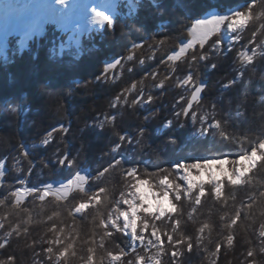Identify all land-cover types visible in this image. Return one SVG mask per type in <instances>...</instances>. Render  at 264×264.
I'll list each match as a JSON object with an SVG mask.
<instances>
[{"label":"trees","instance_id":"16d2710c","mask_svg":"<svg viewBox=\"0 0 264 264\" xmlns=\"http://www.w3.org/2000/svg\"><path fill=\"white\" fill-rule=\"evenodd\" d=\"M181 2L188 7H181ZM245 3L246 0H157V7L152 0H139L133 8L129 2H123L114 18V27L106 25L101 32L93 31L83 39L80 48L70 46L62 55L59 47L68 34L59 31L56 25L48 27L44 36L32 39L25 49L21 48L19 35L10 39L5 54L0 45V161L6 167L0 180V199L6 201L0 205V217H7L5 229H0V242L10 241V246L0 252V259L14 253L16 264H49L43 249L54 236L49 229L55 223L64 229L65 242L70 237L75 242L76 256L70 257L68 264H83L89 246L96 247L98 261L103 259L108 264L106 253L127 247L130 238L110 229L112 236H104L102 241L104 232L98 223L114 212L122 194L126 196L131 191L127 169L137 168L142 177L155 173L150 177L154 182H158L163 169H169V178L182 185L174 169V163L180 159L189 156L236 159L241 154L243 136L264 135V58L257 56L249 66L242 64L238 56L250 39V28L239 32L241 39L231 50L221 42V31L218 37H210L203 49L197 45L196 54L207 53L209 58L197 61L191 68L188 61L192 50L179 61H167L168 55L179 51L181 43L191 39L185 26L213 13L230 15L228 9L237 6L242 9ZM218 42L222 43L220 50L216 49ZM134 43L142 47L133 49ZM130 55L132 60L127 59ZM141 60L144 62L140 63ZM118 61L116 68L104 71ZM189 73L198 83L202 79L209 82L196 111L221 121V129L201 135L199 123L175 116L183 106L179 98H187L191 91L178 87L177 83ZM165 76L170 77L166 84L157 87ZM231 81L234 83L230 85ZM133 85L134 91L125 92ZM140 91L155 99L131 105L134 97L139 99ZM121 93L127 96L128 103L113 109L110 103ZM107 114H115V122L105 121ZM54 128L57 131L45 145L47 132ZM140 128L144 130L143 136L137 135ZM121 134L129 137L130 142L122 143L119 151L112 153ZM223 134L233 137V141ZM25 151L30 156H24ZM65 155L74 163L60 164L59 159ZM115 159L121 160L122 166L110 168L100 176ZM77 174H87L84 191L75 185L60 200L49 195L41 201L33 194L20 208L14 206L11 193L17 189L43 190L52 182H69ZM250 179L247 185L225 187L227 204L208 192L211 187L208 184L200 205L193 202L196 193L192 198L182 196L180 201H174L178 206L176 218L180 220L177 238L189 236L195 244L201 235L198 229L205 223L209 225L202 242L192 253L180 257V264H214L217 258L211 252L217 241L223 243L219 264H245V250L259 245L255 232L264 223V204L256 207L251 216L243 209L241 220L231 229L226 224L235 208L256 194L254 190L264 191V166L254 169ZM100 188L104 192L99 204L90 206L80 216L69 214L79 203L99 193ZM119 206L124 208L123 204ZM54 212L58 215L50 221L48 218ZM156 223L162 233L171 232V221ZM17 224L22 230L28 229L27 235L22 231L20 236H6L5 232ZM229 233L235 237L234 246L227 245ZM144 235L149 238L148 233ZM93 238L96 243L90 245ZM101 243L104 248L99 247ZM137 247L139 250L143 246L138 242ZM164 264H168L166 256Z\"/></svg>","mask_w":264,"mask_h":264},{"label":"snow or ice","instance_id":"6c2138e0","mask_svg":"<svg viewBox=\"0 0 264 264\" xmlns=\"http://www.w3.org/2000/svg\"><path fill=\"white\" fill-rule=\"evenodd\" d=\"M153 4L157 7V0H152ZM60 3H64V0H60ZM132 7V0H129ZM139 0H136V4ZM181 7L187 8L188 6L180 3ZM264 0H246L243 8L240 9H228L231 13L229 14H216L213 15V19L204 20L196 19V22L190 23V26H185L187 29V37H191L187 43H181L179 45V51L174 52L172 55H168L167 61H179L184 57L189 50L191 51L190 59L188 61L189 68L199 60H207L208 54L202 53L197 55L196 46L199 45L200 49H203L208 42L209 37H218L222 27L227 26L233 33L241 31H247L251 29L250 39L247 43L242 46V50L238 52L240 62L246 65H253L257 56L264 58ZM93 15L91 16V22L101 27L107 25L108 27H114V18L105 12H97L96 9H92ZM20 27H26L28 30L24 33L25 39H31L33 33L38 30V25L33 21L30 25L24 26H13L11 29H6L0 37L7 38L14 32L20 30ZM64 30H67V18H65L62 24ZM241 37L239 35L234 37V41L239 42ZM69 41H72V37H69ZM79 44V39L76 40ZM159 43L163 44V41ZM216 40L213 41V44ZM251 45V47H249ZM66 45H62L63 50ZM142 45L133 44V49H139ZM259 49V51H258ZM128 60H132L133 57L130 55L127 57ZM144 61L141 60L140 63ZM167 63V62H164ZM120 61L110 64L104 70L107 72L110 69H114ZM170 67V66H169ZM215 67V65H212ZM175 69H173L174 71ZM155 78V76H153ZM169 76H165L164 79H160L156 84L157 87L166 84ZM234 81L229 82L231 85ZM178 87L184 89H191L188 97L181 96L179 100L182 103L181 110L175 114L177 118H188L196 121L201 125L203 132L211 131L212 129L219 130L222 128V122L213 117L209 119L207 116L200 115L196 111L201 103V93L205 90L204 86H201L193 74L189 73L186 78L180 79L177 83ZM135 85L130 89H126L125 92H132L135 90ZM139 99L133 98L131 105H141L145 101L151 102L155 99L151 94H145L143 91L138 93ZM121 103L127 104V96L124 93L117 95L115 99L110 103V107L116 109ZM154 115V114H152ZM146 119V118H145ZM115 114L105 115V121L115 122ZM172 121H169L171 126ZM104 126V122L100 123V127ZM67 131V129H61ZM57 129H52L47 132L46 138L43 140L45 145L50 143L53 133ZM138 136L144 135L142 128L137 130ZM224 137L231 142L233 137H228L223 134ZM118 139L120 143L113 146L111 149L112 153L119 151L121 144L124 142H130V138L126 135H119ZM175 142L174 140L172 141ZM240 153L236 159H211L204 160L202 162L193 163H180L175 166L177 172L183 171L184 175L181 177L182 180L186 181L187 187L185 188L180 183H177L174 179L169 178V169H163L162 175H160L158 182H154L150 177L155 176V173H145L142 177L138 174V169L133 167L127 169L126 176L128 178V187L131 192L124 196L118 202V206L114 209V212L109 213L106 218H101L98 223V227L103 229L104 235L101 237L103 241L104 236H112L114 229L116 232H123L125 236H130L127 247H120L117 252L108 251L106 256L108 257V264H164V257H168V264H180V257L190 254L194 251V248L199 246L203 240V233L205 229L209 228V225L205 223L198 229L201 234L196 238L194 244L193 238L189 236L181 235L179 238L175 235L180 229V220L176 218L178 214V206L174 201H180L182 196L192 198L194 196V204L200 205L202 198L206 196V184L211 187L208 192L215 196L218 201H222L227 204L228 198L225 197V187L227 185L239 186L247 185L251 183V173L254 169L264 166V135H256L253 138L243 136L240 141ZM24 156H30L28 152L23 153ZM60 164H72L74 161L70 160L67 155L63 159H59ZM122 166V161L115 159L114 163L110 162L109 167L104 168L103 172L99 173L103 176L109 169H115ZM227 166V167H225ZM5 165L0 161V176L4 175ZM197 172V176L193 177V172ZM204 173L208 176V180L204 181L200 179L199 174ZM87 177L77 174L75 180H69L68 185H62L61 189H57L55 192L52 190V185L48 184L43 190L36 187H28L23 190L17 189L11 193V196L15 198V207L20 208L24 200L25 195L37 194L39 200L43 201L49 195L55 196L57 200L61 199L62 190L67 187L76 184L80 187L81 191H84L83 184L87 180ZM23 183V181H21ZM255 195H250L247 202H241L239 208H235L234 213L228 218L226 227L231 229L237 225V222L241 220L242 210L247 209L249 216L252 215L254 209L260 204H264V191L254 190ZM104 192L103 188H100L99 193L90 196L87 202L79 203L70 212V215L75 213H82L85 209L90 206H94L100 203L101 194ZM6 201L0 199V205H4ZM119 204L126 205V208H122ZM195 211V209H193ZM58 213H53L48 219L50 221L56 217ZM247 217H245L246 219ZM7 217H0V229H5V220ZM167 219L171 221L170 227L171 232H163L158 227L156 222L163 223ZM223 219V217H222ZM10 226V225H9ZM54 236L51 240L47 241V246L43 251L47 255L49 264H68L70 257L76 256L75 242L70 237L67 242L64 241L63 233L64 229L58 228L55 223L52 224L49 229ZM27 235L28 229L21 228V225L17 224L12 228L11 231H6L5 235L11 237L13 234L20 236L22 234ZM144 233L149 234V238H145ZM259 245L250 246L244 252L245 264H261L264 260V223L259 224L258 230L255 232ZM166 237V241L164 239ZM227 245L234 246L235 237L229 233L226 236ZM137 242L142 245V249L138 250ZM95 239L89 241L90 245H95ZM10 246L9 240L0 242V252H3ZM100 248H104L105 245L101 243ZM130 249V251L128 250ZM223 243L217 241L214 246V251L211 252L213 257H216L214 264H219V258L222 255ZM154 250V251H153ZM88 255L83 259V264H104L103 259L97 260L96 247L89 246L87 249ZM129 256H132L129 259ZM17 257L14 253L7 254L3 259H0V264H16Z\"/></svg>","mask_w":264,"mask_h":264},{"label":"rangeland","instance_id":"374dc122","mask_svg":"<svg viewBox=\"0 0 264 264\" xmlns=\"http://www.w3.org/2000/svg\"><path fill=\"white\" fill-rule=\"evenodd\" d=\"M135 1L136 0H132V5H135V7H133V8H136ZM102 2H104V0H96V2L93 3V7L92 8L93 9H96L97 12H105L106 14H108L111 17L115 18L116 14L118 12V9H120V6L123 5V2H129V0H112V2L110 4V7L108 8V12L105 9H102L100 7V4ZM56 3H57V1L51 0V4H56ZM61 4L62 3H60V5ZM60 5L58 7H56V11L53 13V20H50L46 24V26L45 25L38 26V30L35 33H33L31 39H25L24 33L28 30L26 27H20V30L14 32L12 35L7 36V38L0 37V44L3 46L2 47L3 48V54H5L6 50L8 49L9 44H10V40L9 39L12 36H14V35L21 36L22 37L21 48L22 49H25L26 46H27V44L32 39H34L35 37H38V36H41V37L44 36V34L46 33V30H47V27L48 26H51L52 24L58 26V28H59V30L61 32L68 34L67 40L64 43L60 44L59 53L61 55L70 46H74L76 48H80L82 46L83 39L87 35H89L93 31L101 32L106 27V25L103 26V27H101L100 25L93 24L91 22V16L93 15V12L92 11H88L86 9V7H85V4L84 3H81V4H79V6L77 8L74 9V11L68 10V14L70 12L72 14L71 15V19L73 18V22L70 23L69 26H67V30H64V28L60 26L61 24H60L59 20L56 18V14L57 13L60 12L59 15H61V13L64 11V8H62V6H60ZM130 7H132V6H130ZM213 15H216V13H213V14L209 15L204 20H211V19H213V17H212ZM12 18L13 19H12L11 24L9 26H7L6 28L2 29V26L4 24V15H0V34H2V32H4L6 29H11L13 26L30 25L33 21H35V16L33 15L32 11H30V10L27 11V12H24L22 15L16 13ZM221 32H222L221 42L226 43L227 44V48L229 50H231L234 47V44L236 43V41H234V37L237 36V35H239V32L238 33H233L230 30V28H228V27H222ZM69 37H72V41H69ZM77 39H79V44L76 43V40ZM221 42H218L216 44V49L217 50H220L221 49V47H222L221 46L222 45ZM185 43H187V42H185ZM62 45H66V47H64L63 50L61 49V46ZM188 90L190 91V88ZM204 95H205V93H204ZM200 114L201 115H204L203 113H200ZM202 133H203V131L200 132L201 135H203ZM224 158H227V157L215 158V157H204V156H202V157L190 158V156H189L187 158L180 159L179 161H177L176 163H174V169H175V166L177 164H180V163L202 162L204 160L224 159ZM225 167H227V166H225ZM5 174H6V167H5V170H4V175L3 176H0V180H2L4 178ZM177 174H178L179 180L183 183L182 185L186 188L187 187L186 181H184V180L181 179V177L184 175L183 171L177 172ZM83 176L84 177H87V174H84ZM195 176H197V172L194 171L193 172V177H195ZM199 176H200V179H202L204 181H207L208 180V176L206 174H204V173H200ZM73 180H75V179H73ZM49 184L52 185V190H53V192H55L57 189H61V186L62 185L67 186L68 185V182H52V183H49ZM75 185L76 184H73L72 186L67 187L66 189H63L61 196H68L70 194V192L75 188ZM46 186L47 185H45L43 188H45ZM25 188H27V187H23L20 190H23ZM193 194H195V192ZM28 196L29 195H25L23 201L27 200L28 199ZM123 207L126 208L127 206L126 205H123ZM85 211H86V209L84 210V212ZM84 212H82V213H76V215L80 216ZM128 237L130 238V236H128ZM137 244H138V242H137Z\"/></svg>","mask_w":264,"mask_h":264},{"label":"bare ground","instance_id":"6f19581e","mask_svg":"<svg viewBox=\"0 0 264 264\" xmlns=\"http://www.w3.org/2000/svg\"><path fill=\"white\" fill-rule=\"evenodd\" d=\"M55 1H57L56 4H51V0H0V15H4L2 29L11 24L12 17L16 13L22 15L29 10L32 11L35 16V22L38 26H46L50 20H53V13L56 11V7L60 5V0ZM94 2H96V0H64V3L60 5L64 8V11L61 15H59L60 12L56 14V18L61 24L60 26L62 27L65 18H67V26L73 22V18L71 19L72 14L71 12L68 14V10L74 11L79 4L84 3L86 9L92 11ZM111 2L112 0H104V2L100 4V7L108 12Z\"/></svg>","mask_w":264,"mask_h":264},{"label":"water","instance_id":"95a60500","mask_svg":"<svg viewBox=\"0 0 264 264\" xmlns=\"http://www.w3.org/2000/svg\"><path fill=\"white\" fill-rule=\"evenodd\" d=\"M199 84L201 86H204L205 87V90H206L207 87H208V85H209V82L202 79ZM205 90L201 93V99L204 97Z\"/></svg>","mask_w":264,"mask_h":264}]
</instances>
